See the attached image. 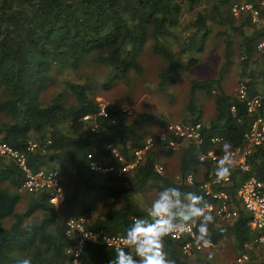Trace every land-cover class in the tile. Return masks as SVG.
<instances>
[{
    "label": "trees",
    "instance_id": "obj_1",
    "mask_svg": "<svg viewBox=\"0 0 264 264\" xmlns=\"http://www.w3.org/2000/svg\"><path fill=\"white\" fill-rule=\"evenodd\" d=\"M236 1L240 0H0V138L25 153L27 168L32 171H58L63 186L57 206L50 202L49 191L25 192L27 208L17 213L22 199L18 190L25 172L14 161L0 157V264H17L22 258L31 259L32 264H71L67 251L79 236L67 235V219L84 216L100 233L124 235L134 218L145 216L134 195L149 185L158 191L178 186L207 202L200 187L210 164L200 156L210 150L209 138L220 136L231 143L232 150L237 149L243 146L244 134L253 122L245 103L227 94L223 86L221 73L233 64V35L240 39L239 71L249 95L257 93L264 74V55L257 56L258 42L264 39V5L260 0L246 1L259 11V21L253 23L249 13L232 12ZM184 12L192 14L189 30L181 40L186 65L166 41L180 39L175 30ZM214 28L224 46L223 70L218 77L191 80L185 107L191 120L201 121L197 115L199 94L214 100L213 115L204 123V144L199 148L193 143L181 146L180 173L185 178L192 172L195 182H175L155 172L159 153L165 150L172 154L165 146L149 151L130 175L99 177L90 171L91 163L97 160L120 167L108 145L117 146L129 159L146 139L141 129L145 124L156 121L163 129L166 123L149 113L131 117L115 104L107 106L108 118L97 116L86 123L83 117L97 115L99 110L93 96L97 84L91 78L82 83L67 80L63 84L66 92L47 96L46 91L59 83L58 76L66 69L100 66L109 72L103 84L109 89L113 83L127 81L131 73L142 74L140 55L151 41L153 50L165 60L158 73V87L167 96L175 77L199 64V55L204 54ZM93 124L97 125L95 132L91 131ZM30 142H41L42 147L27 153ZM222 145L216 152H222ZM263 157L264 150L255 149L248 158L250 170L234 171L232 184L224 187L235 202L237 217L220 227L214 224L217 220L208 226L210 240L217 244L230 238L237 252L248 256L245 264H264V244L257 242L260 232L251 229L249 214L236 203V191L251 178L264 181ZM122 179H129V186L120 185ZM95 192L119 202L109 204L94 217L93 205L87 203L85 194ZM8 219L13 220L10 227L5 225ZM164 246L174 264H192L178 242L165 239ZM115 251L89 242L84 261L109 264Z\"/></svg>",
    "mask_w": 264,
    "mask_h": 264
},
{
    "label": "built area",
    "instance_id": "obj_2",
    "mask_svg": "<svg viewBox=\"0 0 264 264\" xmlns=\"http://www.w3.org/2000/svg\"><path fill=\"white\" fill-rule=\"evenodd\" d=\"M261 4L264 5V0H262ZM231 10L236 15L249 13L253 23L259 21V11L251 3L236 1L232 4ZM257 50L264 55V41L259 42ZM236 97L245 103L248 115L253 117V122L249 130L244 134V147L231 150V158L235 162L234 168L245 172L250 170L248 158L253 151L257 148L264 150V74L261 77L259 90L255 95H249L248 88L241 81ZM231 111L233 113L236 111L234 106H232ZM97 116L108 118L107 106L99 105L97 115H85L83 121L86 123L91 122ZM91 131H97L96 124L91 126ZM205 140L206 135L204 134V123L202 121L192 120L169 123L165 126L162 133L156 136H147L143 145L133 150L129 159L120 153L117 146L108 145L107 149L118 159L121 166L117 167L107 161L97 160L91 163L90 171L99 177L108 175L122 176L136 169L146 154L158 145H163L169 150L177 151L180 147V142H193L198 146H202ZM223 142L224 139L220 136L210 137L209 143L212 144L213 148H210L206 154L200 156L201 161H208L211 164L209 175L200 189L204 197L207 198L206 203L211 206V214L214 216V220L230 221L237 217V208L231 195L221 188L231 182V177L229 176L221 182H215L213 174L217 159L223 155V152L218 153L216 149L220 148ZM39 147H42L41 142H30L27 153L34 152ZM0 157L14 161L25 172L20 188L21 191L28 193L49 191L52 195L50 202L52 204L58 203L63 192L62 178L58 171L46 170L44 168H40L35 172L32 171L27 168L25 153L12 148L9 144L3 142L1 138ZM154 168L158 174L162 175L164 173V167L161 164H156ZM182 180L188 185H192L195 182L192 174L185 176ZM236 203L249 214V226L251 229L260 232L261 235L257 242L264 244V181L251 178L243 182L237 190ZM135 219L137 218H134L133 222ZM65 224L67 235L77 234L79 236L74 247L67 251L70 255L71 264H86L84 261V253L86 245L89 242L101 243L114 250L123 246L121 240L123 234L117 233L109 235L100 233L88 224V220L84 216H72L67 219ZM195 231L196 229L193 227L184 233H176L166 239L178 242L181 253L188 257L215 247L214 242L208 248L196 246L193 243V233ZM248 260V256L242 254L237 258L236 264H245Z\"/></svg>",
    "mask_w": 264,
    "mask_h": 264
},
{
    "label": "rangeland",
    "instance_id": "obj_3",
    "mask_svg": "<svg viewBox=\"0 0 264 264\" xmlns=\"http://www.w3.org/2000/svg\"><path fill=\"white\" fill-rule=\"evenodd\" d=\"M246 2L247 0H240ZM261 3V2H260ZM192 19V14L184 12L181 25L175 30V33L179 35L180 39H166L169 47L175 52L180 61L186 65L187 58L181 53V40L185 37V30H189L188 23ZM214 33L209 37L205 46V52L203 55H199V64L189 70H184L181 74L175 77L174 82L169 86V95L165 96L160 93L158 87V73L160 69L165 65V60L158 53L153 50V42L149 41L140 55V63L143 68L142 74L131 73L127 81H120L113 83L109 89H104L103 84L107 82L108 70L88 64V66L80 68L78 70H64L59 76L58 84H54L46 91L47 96H53L61 91L66 92L63 84L65 81L74 82H86L87 79L97 84L98 89L93 93L95 101L99 105H112L115 104L123 111L129 113L131 117L149 113L151 115L158 116L160 120H163L166 124L174 122H183L190 119L188 111L185 109L186 103L189 100L188 86L191 80H200L208 77H218L223 70L225 64L224 46L222 38H217V28H214ZM233 39V64L231 67L226 68L222 73L223 85L227 87V90L232 92L236 96L240 82L242 80V74L239 71L240 59L238 57V43L239 38L236 35L232 36ZM260 40L259 42L263 41ZM258 42V44H259ZM261 52L257 50V56L259 57ZM254 66L253 68H255ZM198 107L200 120L207 123L213 115V97L199 94ZM73 102V99H70ZM151 121V120H150ZM158 122L153 121L145 124L141 129L146 133V137L150 135H157L162 131L158 130ZM165 150L160 152L157 161L162 163L164 167V174L169 176L172 180L178 181L180 173V156L172 153L166 155L168 159H164ZM131 172L123 174L130 175ZM119 184L123 186H129V179H122ZM63 187V186H62ZM22 194V199L16 208V212H23L27 208V198L25 191L18 190ZM159 191L149 186L139 190L134 195L140 207L146 210L150 206L151 201L155 198ZM85 198L88 199L87 203H92V213L94 217L100 215L102 210L109 204H114L117 201L110 197H106L103 194L89 193L85 194ZM59 203V201H58ZM57 203V204H58ZM55 204V205H57ZM38 216V215H37ZM41 214H39V217ZM38 217H36L37 219ZM32 220V219H31ZM226 221H215L214 224L220 227L223 226ZM13 223L12 219H8L5 223L7 227H10ZM209 254L212 259L209 260ZM242 255L237 252L233 241L230 238H226L219 242L218 245L212 249L196 253L190 257L192 264H236L237 258ZM89 263V260L86 259ZM92 264H108L106 261L92 260Z\"/></svg>",
    "mask_w": 264,
    "mask_h": 264
},
{
    "label": "clouds",
    "instance_id": "obj_4",
    "mask_svg": "<svg viewBox=\"0 0 264 264\" xmlns=\"http://www.w3.org/2000/svg\"><path fill=\"white\" fill-rule=\"evenodd\" d=\"M231 150V143L225 141L223 155L217 159L213 173L215 182L230 176L235 163ZM213 222L211 206L202 196L191 191L183 192L178 186L162 188L146 208L145 216L135 219L126 228L121 237L123 246L116 249L109 264H174L165 251V239L195 227L193 243L208 248L212 244L208 226ZM208 258L212 259L211 254ZM17 264H32V261L22 258Z\"/></svg>",
    "mask_w": 264,
    "mask_h": 264
},
{
    "label": "crops",
    "instance_id": "obj_5",
    "mask_svg": "<svg viewBox=\"0 0 264 264\" xmlns=\"http://www.w3.org/2000/svg\"><path fill=\"white\" fill-rule=\"evenodd\" d=\"M260 2H262V0H260ZM263 41H264V40H263ZM223 86H224V85H223ZM259 87H260V83H259V86H258V88H257V91L259 90ZM224 90H225V92H226L227 94H229V95H233L232 92L228 91V90H227V87H225V86H224ZM187 121H192V120H191V119H188V120H185V121H183V122H187ZM203 123H204V122H203ZM167 124H168V123H167ZM167 124H166V125H167ZM157 128H158V130H160V131H162V130L164 131V129H165V128H163V129L160 128L159 125L157 126ZM163 131H162V132H163ZM162 132H161V133H162ZM159 134H160V133H159ZM157 135H158V134H157ZM155 136H156V135H155ZM190 143H193V142H180V144H179V145H180L179 149H178L177 151H172V153L178 154V155L180 156V159H181V152H182V150H181V146H187V145L190 144ZM193 144H195V143H193ZM195 145H196V144H195ZM244 145H245V143H244L243 146H241V147H244ZM160 146H163V145H158L155 149H159ZM196 147L199 148L198 145H196ZM211 148H213V146H211ZM155 149H153V150H155ZM219 149H221V148H217L216 150H219ZM166 155L168 156L167 153H165V156L163 155L164 159H168V157H167ZM156 164H162V163L157 162ZM209 164H210V163H209ZM162 165H163V164H162ZM209 167H210V169H209V172H210V170H211V164L209 165ZM179 168H180V165H179ZM236 170H239V169L234 168V167L231 169L230 177H231L232 173H233L234 171H236ZM164 172H165V170H164ZM198 173H199V172H198ZM163 174H164V173H163ZM163 174H162V175H163ZM189 174H192V175H193V177H194V181H195V176H194V174L191 172V173H188L187 175H189ZM187 175H186V176H187ZM208 175H209V173H208ZM208 175H207V176H208ZM179 176H180V177H179L178 181H175V180H173V181H175V182H179L180 180H182L183 177H182L181 173H179ZM201 176H202V173L200 174V178H201ZM206 179H207V178H206ZM206 179H205V180H206ZM205 180H204V181H205ZM204 181H203V182H204ZM184 182H185V181H184ZM185 183H186V182H185ZM186 184H187V183H186ZM231 184H232V178H231V182H230L228 185H226L225 187H228V186H230ZM221 189H224V187L221 188ZM237 190H238V189H237ZM227 192H228V191H227ZM228 193H229V192H228ZM236 193H237V191H236ZM229 194H230V193H229ZM217 221H220V220H217ZM217 245H218V243H217V244L215 243V247H216ZM208 250H209V249H208Z\"/></svg>",
    "mask_w": 264,
    "mask_h": 264
}]
</instances>
